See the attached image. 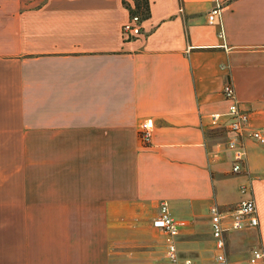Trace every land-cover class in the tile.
Here are the masks:
<instances>
[{"label": "crops", "instance_id": "crops-1", "mask_svg": "<svg viewBox=\"0 0 264 264\" xmlns=\"http://www.w3.org/2000/svg\"><path fill=\"white\" fill-rule=\"evenodd\" d=\"M148 1L125 39L132 0H0V264H111L118 229L162 201L185 221L180 259L216 264L209 209L247 182L259 226L225 233L228 264L264 251V144L246 134L234 173L211 130L230 81L264 134V0H221L223 38L210 0Z\"/></svg>", "mask_w": 264, "mask_h": 264}, {"label": "built area", "instance_id": "built-area-1", "mask_svg": "<svg viewBox=\"0 0 264 264\" xmlns=\"http://www.w3.org/2000/svg\"><path fill=\"white\" fill-rule=\"evenodd\" d=\"M211 7L207 14L209 24L220 25L219 37L223 38L221 25V14L224 2L221 0H210ZM142 19L138 15L130 16L128 22L123 26L122 33L125 39H133L141 36ZM222 96L228 107L223 114L215 113L211 116V130L228 132L227 147L233 154L232 172L241 173L245 170L246 149L244 145L245 135L259 144H264V134L260 130L249 129L248 111L242 108L237 99L235 89L230 81L222 88ZM227 120L225 125H220V120ZM151 125L148 122L141 124L138 132V140L142 146L151 142ZM240 201L234 206L221 208L213 205L209 209L211 235L215 247L216 264H228L226 253L225 233L228 230H241L243 228H256L259 226L256 203L253 196L252 182L242 184L239 188ZM185 221L174 218L166 202L159 203L157 216L153 220V227L159 229L166 237V256L169 264H193L189 259H180L177 252L175 238ZM248 264H264V251L262 247L256 246L252 249Z\"/></svg>", "mask_w": 264, "mask_h": 264}, {"label": "rangeland", "instance_id": "rangeland-1", "mask_svg": "<svg viewBox=\"0 0 264 264\" xmlns=\"http://www.w3.org/2000/svg\"><path fill=\"white\" fill-rule=\"evenodd\" d=\"M157 207L148 206L147 209L135 213V217L127 226L118 229V234L125 238L121 243L112 244L111 264H167L165 260L166 237L153 227ZM32 217H37L38 212H30ZM6 217V212H0V217ZM204 219L202 220V222ZM203 232L196 233L201 236ZM177 238L175 242L177 243ZM182 253L189 252L184 248ZM181 257H184L181 255ZM213 264L212 258L207 260Z\"/></svg>", "mask_w": 264, "mask_h": 264}, {"label": "trees", "instance_id": "trees-1", "mask_svg": "<svg viewBox=\"0 0 264 264\" xmlns=\"http://www.w3.org/2000/svg\"><path fill=\"white\" fill-rule=\"evenodd\" d=\"M130 16L138 15L142 20H147L150 16V5L148 0H132V5L124 3Z\"/></svg>", "mask_w": 264, "mask_h": 264}]
</instances>
